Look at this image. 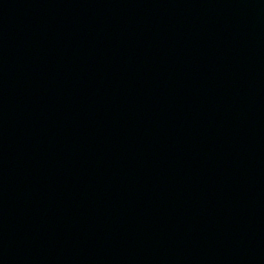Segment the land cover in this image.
Masks as SVG:
<instances>
[{
  "label": "water",
  "instance_id": "water-1",
  "mask_svg": "<svg viewBox=\"0 0 264 264\" xmlns=\"http://www.w3.org/2000/svg\"><path fill=\"white\" fill-rule=\"evenodd\" d=\"M0 264H264V0H0Z\"/></svg>",
  "mask_w": 264,
  "mask_h": 264
}]
</instances>
